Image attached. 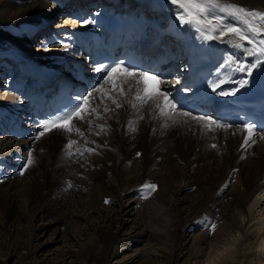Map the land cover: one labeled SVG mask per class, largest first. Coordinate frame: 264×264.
<instances>
[{
	"label": "bare ground",
	"instance_id": "6f19581e",
	"mask_svg": "<svg viewBox=\"0 0 264 264\" xmlns=\"http://www.w3.org/2000/svg\"><path fill=\"white\" fill-rule=\"evenodd\" d=\"M85 1L86 0L83 2ZM140 1L143 3L144 11L145 2L147 3L146 11L149 12L148 21L146 23L147 27L151 26V20L158 19V21L164 20L163 22H165V24H178L175 23L176 17L174 6L169 3V0ZM241 2L257 10L264 9V0H241ZM93 3H89L88 7L89 9L93 8L90 10L94 11L96 19L107 17L109 13L105 8V4L101 5L99 8H95ZM128 3L131 2L129 1ZM66 4L67 0H0V36L12 40L13 43L15 41V45L19 44L21 47H23L24 44L27 45L25 48L29 51L30 55L34 54L36 56L39 54H45L48 49L41 48V45H39V39L36 38V41H34L33 36L41 32V28L46 27L47 24H52L55 16H57V14L60 15V13L63 12V8ZM85 4L87 5V3ZM169 4L171 7H169ZM72 8L78 7L72 6ZM84 8L85 7L82 9ZM158 12L161 15V18L155 19V14ZM72 17H77L76 11H73ZM141 18H145V16L141 15L140 19ZM2 23L9 25L11 27L10 31L4 29ZM70 27L72 26L66 23L59 26L57 33H60L61 35L57 37V39L64 40V37H67V35H65V30L67 29L68 31ZM182 27L188 29L186 26ZM176 31L179 30L176 29ZM162 32L160 26L154 25L146 34L157 33L161 35ZM186 34H188V31L185 32V35ZM186 37L189 41L193 39L187 35ZM33 44L37 45L34 46ZM56 45L57 44H53V46H51L53 49L51 51L53 53L58 49ZM226 46L230 52L235 50L229 45ZM246 46L248 45L246 44ZM34 47L37 49L35 50ZM231 54L238 57L242 55L239 50L231 52ZM2 58L3 64L0 66L1 78L5 75L4 73L7 70H5L8 66L7 64L11 62L12 59H17L19 57L15 56L14 58L12 54H9L5 50V47L0 44V60ZM219 66L220 65L218 64L215 68L218 69ZM16 70V77L18 76V79L13 81V78L10 77L8 83L11 90L13 89L14 91H17V89L23 85L19 88L22 92L23 87L27 85L26 81L29 79V76H25L27 73L25 68L20 67ZM17 81H23V83L16 88ZM222 87L224 89H230L236 87V85L225 84ZM28 89L29 88H27V90ZM4 95L0 93V102H4L7 98H11V94H8V97H5ZM18 99H27L30 102L29 96ZM11 102L12 103L10 104H13L14 109L17 108L19 111L24 110L23 107L28 104L27 101H21L22 104L15 103V101ZM201 102L202 101H198V103ZM200 106L203 109L200 111L193 110L194 115L206 114L211 115L213 119H216V117L213 116L211 109L208 111L205 110L204 107H207L206 103H202ZM111 107H114V105ZM9 115L6 116L5 112L1 113L0 120L6 122L10 118L9 122H12L13 115ZM108 115L110 116V119L107 121V124L111 126V130L108 131L106 135L101 134L100 136L89 137L90 141L94 140L96 141V144L106 145L105 147L96 149L98 154L84 153L83 156H79V161H76L77 158H65V150L63 151L64 147L48 150L45 144L40 142L43 145L41 147L43 148L42 151H38L40 150L39 146L41 145H34L37 150H33L34 147L31 149L33 150V155L35 157V164L30 167L28 173L34 172L33 176L35 180L40 178L47 180L48 178H51L49 182H53L54 185L49 186L44 190H40L38 187L32 185L25 189L24 197L26 198V201L17 215L26 223L28 232L33 233L31 245L21 248V250L18 248H12L9 252H3L1 249L0 264H44L36 257L37 253L42 250L43 247L52 243L63 244L68 237L73 236L71 234L72 219L78 218L79 214L70 217L71 220L70 218L67 219L64 216H61V214L60 216H55L54 223L47 224L41 230V233H46L47 229H52L48 238L41 244L38 243L36 245L34 242H40L42 236L34 234L35 230L33 223L41 214L43 210L42 207L44 208V201H46L45 199L48 197L47 195H51L53 192L60 194L62 193L60 192L61 189L65 188V183H60L57 179L63 180L72 174H74V176L76 174V177H78L75 178L76 180L74 183L78 184L79 180L82 181L83 179H86L90 184V212L91 215H97L100 219L98 232L102 235V238L99 236V240L102 241L101 244L103 245V248L97 250L94 249L93 246H88L87 253L81 251V254L79 255L76 254L73 256L72 254H69L70 256L68 257V260H72L71 264H74V261H78L80 264H87L89 260H92L94 264H104L105 258L103 257V254L106 253L108 255V250L114 242L111 241V227L113 226L114 218L117 220L116 226L122 227L126 224L125 220H123L120 215L121 209L125 207L121 203V197L131 194L135 195L137 199L129 200L128 203L130 205L127 208L129 210H131L133 206L138 208V211L132 215L139 216V222L136 224L137 227L133 228L135 230H133L131 235H124L117 239V242L128 252V257L126 259L124 258L125 260L123 262L117 264H152L151 260L154 259V257L157 258L156 262H159L160 264H174L178 263L177 261H179L180 257L186 253L188 254V257H192L193 254H195V249L198 248L200 244L198 238L194 245H192V250H187V248L182 247L178 252L174 253V255L172 254V249H174L173 246H177L181 238L180 227L183 223L181 219L182 213L187 214L188 217L191 218L193 215L196 217L198 216V218H195V221L198 223V227H200L201 230L203 228L200 224L202 219L208 218L210 221L215 220L218 224V228L215 232L217 235H215L216 237H214L213 240H209V244L213 247L212 250H214L213 244L217 242L222 235H226L227 232L229 233V231L233 229L240 228L242 223L240 219L243 220V217L247 218L246 225H252L254 223L252 226H254V228L257 227V230L254 233L255 236H251L257 238L254 243L255 245L254 247L248 246L247 250L252 249L253 251L255 250V252L264 255V209L262 206L259 208L260 203L264 201V179L262 178V171H264V140H261V143L257 146L256 154L254 152L253 156L250 155V157L253 158H249L247 162L240 166V171L236 176L230 177L231 173L227 171L229 163L231 162V160L230 162L228 161L230 159L228 158L230 156V145H241L243 142L242 137L239 136H242L243 132L238 131V128L232 127L225 131V134H223L224 131H222L223 133H220V131L214 133L218 147L215 151H211L210 144L207 148L206 140H192V138H190L191 136L187 139H175L169 134L170 131L167 128L161 129L160 120L150 119L147 112L145 113V119L138 123V131L135 133L130 132L128 130V122L130 119L133 120L135 126V114L127 104H125L123 108L116 109L115 114L109 113ZM4 118L6 120H4ZM192 122L196 124L194 121ZM35 127L36 126H33L32 130H21V128H18L14 131H9L5 126L3 128L1 127L0 134H5L3 137V139H5L1 141L2 145H0V153L2 154V157L4 158V155L9 154L4 153V151H11L19 143H21V145L18 156L22 155L23 151L24 156H27L31 144L33 145V137L38 132ZM154 127L156 128L155 133L153 132ZM6 133L9 134L7 135ZM231 133H235V136H232ZM53 141L56 140L54 139ZM88 147H95V145L89 144ZM207 150H209L210 153H218V158H215L216 160L209 159L208 161L206 157L209 156V151ZM137 153H140L139 157H137ZM245 154H247L245 150L240 152L239 158ZM197 155H199L198 158L202 157L207 161L203 160V162L200 163L197 160V157H195ZM255 155H257V157H255ZM76 157H78V155H76ZM24 159L25 157H22V162H24ZM1 160L0 162H2ZM216 161L218 164L223 165V170L220 172L218 171L220 175L214 168H212L217 175L212 174L213 170L212 173H210L209 170V173L206 172V175L204 174V176L202 174L204 171L201 173L200 170L204 169L206 171V168L210 169L213 166L216 168ZM97 162H99V164ZM182 164H187L185 170L193 168V172L195 171V182H193L195 185L200 187L201 179L204 180L202 182L207 180L208 182L206 181V183L209 185V188L204 190L200 187L196 192H193L194 194L197 193L199 195H194L193 193L190 195L187 193L188 185L187 187L183 186V188H175L174 183L181 176L180 174L182 171L180 172V170H182ZM152 165H156V168H153ZM32 168H34V170H32ZM219 176H222L223 178L229 177L228 180L230 185L228 189H225V191L221 193V197L216 198L215 206H212V209L206 212L209 203L207 201L205 202V195L201 192L207 191L209 194L207 200L211 197L210 194L214 196L215 192L219 193ZM200 177L202 178L200 179ZM0 181H2L0 182L1 188V185H3L2 183L4 182L3 176L0 178ZM84 182H80L79 185L85 187L86 184ZM145 182L157 183V191L148 199H142L139 192L140 186ZM19 190L20 188L18 184H10L7 188L5 196V200H8V207L6 209L7 218L16 214V208L20 205L21 200ZM193 196L194 198L197 196V198L194 199L192 198ZM189 198H192L191 200L193 201L189 200ZM105 200L109 201L108 205L104 202ZM59 204L60 202H56L54 205L57 206ZM101 204L104 205V207L100 208ZM110 206L113 207L110 208ZM257 210H259L258 215H256ZM79 212L82 213L81 211ZM132 212L133 210L131 213ZM101 215H104L105 217L102 216L103 218L101 219ZM89 225L93 228L92 223ZM62 227H65V231L62 230ZM8 237H10V235ZM151 242H154L155 244H152ZM236 244L237 243L230 244V248H226L227 250L225 249V246L224 249L217 248L216 251H211L212 253H209L210 255L205 261L208 262L212 257H215V264H235L238 256V251L235 249ZM162 247L169 249L171 254L168 255L165 253L162 250ZM82 249L84 250L85 247L82 246ZM185 249L187 251H185ZM14 259L16 260L13 262Z\"/></svg>",
	"mask_w": 264,
	"mask_h": 264
},
{
	"label": "snow or ice",
	"instance_id": "6c2138e0",
	"mask_svg": "<svg viewBox=\"0 0 264 264\" xmlns=\"http://www.w3.org/2000/svg\"><path fill=\"white\" fill-rule=\"evenodd\" d=\"M169 3L174 6L175 17L179 24L195 29L198 39L219 41L239 50L242 54L239 57L234 54L224 57L216 78L208 83L213 93L222 97L234 96L240 89L247 87L248 78L253 76L254 70L264 68V9L257 10L243 4L241 0H169ZM78 19L82 25L90 23L88 19L78 17H66L64 23L68 20L76 23ZM59 36L60 33H57L40 41L41 47L47 48L50 44L63 45V40L57 39ZM92 71L99 74L98 83L91 86V90L85 94L77 95L74 104L39 121V130L33 137L34 142L53 132H60L66 139L64 144L66 159L76 155L83 156L85 152L98 154L96 149L106 145L96 144L94 140L90 141L80 125L87 126L88 135H106L111 130V126L107 124V119L110 118L107 114H115L116 109L123 108L125 104L135 114V126L133 120L130 119L128 122V130L132 133L138 131V123L145 119L146 112L150 119L161 121V129L177 124L189 125L194 121L200 128L201 134L206 135L209 132L227 131L233 127L231 123L213 119L211 115H194L191 110H181L183 100L177 99L173 91L168 90L167 82L162 79L164 73L153 72L151 69L140 70L138 65L123 59L98 62ZM237 73L248 78L235 79ZM225 84L237 86L224 89L222 86ZM182 91L187 92L189 88L184 87ZM106 101H110L114 107H109ZM97 120L104 123H96ZM93 128L98 131L93 132ZM237 130L245 133L241 144V148L245 151L258 140H264V130H257L254 123L243 122ZM155 131L154 127L153 132ZM73 136L82 138L84 145H79L78 141L72 138ZM212 138L215 139V136ZM89 144L95 147H88ZM210 147L217 149L218 146L213 143ZM136 155L139 157L140 153ZM241 159L245 157L241 156ZM34 164L35 157L33 150L30 149L20 167L19 175H25ZM235 171L237 170L234 169L233 172ZM65 183V190L74 187L70 180ZM228 187L229 184L225 183L221 191ZM156 191L155 182H145L139 188L142 199H148ZM104 202L109 203L108 200ZM200 224L213 234L218 228L215 220L210 221L208 218L202 219ZM215 260L216 258L212 257L210 264H215Z\"/></svg>",
	"mask_w": 264,
	"mask_h": 264
},
{
	"label": "rangeland",
	"instance_id": "374dc122",
	"mask_svg": "<svg viewBox=\"0 0 264 264\" xmlns=\"http://www.w3.org/2000/svg\"><path fill=\"white\" fill-rule=\"evenodd\" d=\"M169 7H171L170 4H169ZM62 16H64V13L59 17L55 16V19L53 20L54 22L52 21L53 22L52 24L60 23V19L62 18ZM2 26L4 27V29H7L8 31H10L11 27L9 25L3 24ZM53 28H55V26H53ZM49 30H50V26H47L42 31H43V33L45 31L47 33H49ZM52 31H54V30L51 29V32ZM46 37H47V35H41L40 36V38H42V40L45 39ZM34 38L36 39V36ZM7 39L8 38H4V37L0 36V44H1V46H4L5 50L9 54H12V56L14 58H15V55H17L16 53L23 54V55L29 54V51L25 48V47H27V45L24 44L23 47H21V45H19V44L15 45L14 44V43H16L15 41L13 43L12 40L8 39L10 41L9 42ZM35 39H34V41H36ZM23 43H24V41H23ZM37 44H39V43H37ZM37 44H33V45L36 46ZM39 45H41V44H39ZM50 46H49V48H50ZM34 48H36V47H34ZM36 58L40 59L39 56H36ZM2 61H3V58L0 60V66H1V64H3ZM19 64L21 65L22 62H20ZM19 64H17V66ZM7 65L10 67L8 69L6 68L7 72L5 73V77H4L3 81H6L8 79L5 82V84H6V86L9 87L10 85L8 82L10 80V77H9L10 72H12L13 78L16 77V74L14 76L15 63L9 62ZM1 79L2 78L0 77V80ZM3 81H1V84H0L1 85L0 86V92L2 93V95H4L5 94L4 91H6V88H4L5 84L2 85ZM9 89L11 90V87ZM8 94H11V93H7L5 95V97H8ZM11 95H10V97L13 96V95L12 96ZM19 104H22V102H20ZM12 108H14V107H12ZM16 109H15V111H16ZM5 110L8 112H11V114L13 115V113H12L13 110L8 108V106L5 107ZM18 112H19V109H18ZM18 112L16 114H18ZM0 114H1V112H0ZM11 114L9 116H11ZM147 115H148V113H147ZM19 116L21 117V115H19ZM20 117L17 118V120H16L17 122H21ZM6 125L7 124H5V121L0 120V129H1V127L3 128L4 126L6 128L7 127ZM8 128L13 129L14 124L13 125L9 124ZM190 128H191V130H190ZM16 129H18V128H16ZM167 129L170 131L169 134H171L175 139H181V138L187 139L188 137L191 136L190 138H192V140H206L207 141L206 142L207 148H208L209 144L210 145L213 143L216 144V140H215L216 137H215V139L212 138L213 136H215L214 133L209 132L206 135H202L200 128L196 124H194L193 122H190L189 125L177 124L176 126H172V127L167 128ZM96 130L98 131V129H96ZM10 131H12V130H10ZM92 131L94 132L93 129H92ZM220 133H223V132L220 131ZM223 134H225V131ZM244 134L245 133H243L242 136L241 135H239V136L242 137V139H243ZM87 135H88V133H87ZM231 135L235 136L233 133H231ZM4 136L5 135H0V145H2L1 141L5 139V138L3 139ZM89 137H91V135H89ZM77 138H79V137H77ZM54 139L57 140L59 143V141H64V135L62 133H59V132L57 134L52 133V135L50 134L48 136H45L39 142H42L43 144H45V146H46V148H48V150L64 147V145H58L57 146V141H53ZM81 140H82V138L80 139V141ZM42 143H38L41 145V146H39L40 150H38V151H42V149H43V148H41L43 146ZM259 143H261V140H258L255 144L252 145L251 148H248V150L246 151L247 154L244 155L245 159L239 158L240 152L244 151L241 148L240 144H237V145L231 144L230 145V156L228 157L230 159L228 161L230 162V160H231V162L229 163L228 170H227L228 172L231 173L230 177L236 176L237 173H239V171H240V166H242L245 162H247L249 160V158H253V157H250V155L253 156L254 152L256 154V148L259 145ZM20 144L21 143H19L18 146H20ZM16 148H15V150L12 149V151H19L18 150L19 148H17V149ZM33 150H37V148L34 146ZM215 150L216 149L211 148V151H215ZM12 151H9V152L4 151V153H9L8 155H4L5 156L4 158L2 157V154L0 153V155H1L0 160L2 158V160H1L2 163H5L6 160H7L6 163H8V164L5 163V164L1 165L2 168H5V169H3V174L5 176L0 175V178L2 176L4 177V182L2 183L4 186L1 185L2 187L0 188V251L2 249L3 252H9V250L12 248H18L19 250H21V248H25L26 246L31 245V239H32L33 233L28 232V230L26 228V223L22 219H20V217H18V215H17V213L19 211H21L23 204L26 201V198L24 197L25 189L28 186L32 185V186L38 187L40 190H44L47 187L54 185L53 182H49V180L51 178H48L47 180H44V178L43 179L40 178L38 180L37 179L35 180V178L33 176L34 172L28 173V171H27L25 173V175H23V176L19 175L20 167H16V165H19V166L21 165L20 158H18L21 156L17 155L18 157H16V155H14V152H12ZM63 151H64V149H63ZM207 151H209V150H207ZM217 154L218 153H215V152L210 153V151H209V156H207L206 159L208 161H209V159H215V158L217 159L219 156V155L217 156ZM198 156L199 155H197L195 157H197V160L200 163L203 162V160H206V159H203L202 157L198 158ZM10 157L13 159V162L12 161L8 162L11 160ZM80 157L78 155V157L75 156V157H72L70 159L77 158L76 161H79L78 158L80 159ZM255 157H257V155H255ZM200 159H202V160H200ZM97 163L99 164V162H97ZM240 163H242V164H240ZM186 165L187 164H185V165L182 164V167H181L182 170H180V172L182 171L183 173L182 172H181V174L179 173L181 176L179 177V179H177L175 181V183H174L175 188H178V187L183 188V186L187 187V185H188V187H187L188 192L187 193H189L190 195L193 192H196V190L200 187L203 188L204 190L209 188V185H207V183H206L207 180L205 182H202V181H204L201 179L202 177H200L201 186L199 187L198 185H195L193 183V182H195V179H194L195 178V171L193 172V168L185 170ZM216 165H217L216 166L217 169L213 166L210 169L206 168V171L204 169H201L200 171H201V173H202V171H204V173H202V174L206 175V172L209 173V170H210V173H212V170H213L212 168H214L217 172L218 171L220 172L221 170H223L222 164H218V162H217ZM152 167L156 168V165H152ZM234 169H236L237 171L233 172ZM32 170H34V168H32ZM215 170H213L212 174H215ZM12 172H14V173H12ZM219 172H218V174H219ZM215 175H217V174H215ZM7 176H9V178ZM75 178H78V177H76V174H75V176H74V174H72L63 180L57 179L60 181V183L61 182L65 183L66 181L70 180L74 184V187H71V188H68L67 190H65V188H66V183H65V188L61 189V191L59 190L62 193L57 194V193L53 192V193H51V195L50 194L47 195L48 197H46V199H45L46 201H44V204H43L44 208L42 207L43 214L41 212L39 217L33 222L34 223V230H35L34 234L42 236L40 242H36V241L34 242L36 245L38 243L41 244L42 242H44L48 238L49 233L51 232L52 229H47L46 233H41V230L47 224H49V223L53 224L55 216H60V214H61V216H64L65 218L68 219L70 217H73V215L79 214L78 218L72 219L73 223L71 226V234L73 236L68 237L66 242L63 244H60V243L49 244V245L43 247V249L37 253L36 257L39 259L40 262H42L44 264H57V263L58 264H71L72 260H68V257L70 256L69 254H72L73 256L76 254L79 255V254H81V251H84L85 253H87L86 251L88 249V246H93V248L97 249V250H100L103 248V245L101 244L102 241L99 240V236L102 238V235H100L98 232V226H99L100 219L97 215H91V212H90V199H91L89 197V194L91 193L90 192V184L87 182L86 179L85 180L83 179L85 182L83 180L82 181L79 180L78 184L74 183V181L76 180ZM262 178L264 179V171H262ZM228 179H229V177L223 178L222 176H219V180H220V186H219L220 192L219 193L220 194L218 192H215L214 196L210 194L211 197L208 198V200H207V196L209 194L207 193V191L201 192V193H204V195H205L204 196V198H206L205 202L207 201L209 203L208 204L209 208L207 206L206 212L210 211L212 209V206H215L216 198L221 197V193H223L225 191V189L223 191H221L223 185L225 183H228L230 185ZM80 182H82V183L84 182L86 184V185L84 184L86 188L83 186L81 187L79 185ZM51 183H53V184H51ZM10 184H13V185L18 184V186L20 188L19 195H20L21 202H20V205L17 206V208H16V214L11 215L9 218H7L6 217V209L8 207V200L7 201L5 200V196L7 193V188L9 187ZM194 195H199V194L195 193ZM192 198H194V196ZM196 198H197V196H195L194 199H196ZM136 199H137V197L135 195H132V194L121 197V203L125 207L121 209L120 215H121L122 219L125 220L126 224L122 227L116 226L117 220L114 218L113 226L111 227V235H112L111 241H114V242H113V245H111V247L108 250V255L106 253L102 252V253H104L103 257L105 258L104 264H117V263L123 262L128 257L127 250L125 248H123L122 245H120L117 242V239L121 238L124 235H127V236L131 235L133 230H135L133 228L137 227L136 224L139 222V216L132 215V214L137 212L138 208L136 206H133L131 210H129L127 208L130 205L128 203V201L129 200H136ZM191 199L189 198V200H191ZM191 201H193V200H191ZM56 202H60V204L55 206L54 204ZM80 202L81 203L83 202V203L81 204ZM102 204H101L100 208L104 207V205H102ZM106 205H108V203ZM261 206L264 209V201H262L260 203L259 208H261ZM112 207L110 206V208H112ZM49 208H50V210H49ZM132 210H133V212L131 213ZM259 210H257V212H256L257 214L255 213L256 215H258ZM79 211H81L82 213H80ZM83 212H85V213H83ZM102 216L105 217L104 215H101V217H100L101 219L103 218ZM195 218H198V216L196 217L193 215L191 218V217H188L187 214L182 213L181 219H182L183 223H182V226L180 227L181 238L179 240V244L177 246H173L174 249H172V251H173L172 254L174 255V253L178 252L180 250V248H182V247L187 248V250L188 249L192 250L191 247H192V245H194L197 238L200 240L199 247L195 249V251H194L195 254H193L192 257H190V256L188 257L187 256L188 254L186 253L182 257H180L179 261H177L178 263H174V264H185V262H186V264H206L207 262L205 260L212 253L211 251H216L217 248H221V249L223 248L224 249L225 246H226L225 249L226 248L228 249V248H230L229 247L230 244H235V243H237L235 246V249L238 251L237 252L238 256L236 258L237 260L235 261V264H264V255L263 254L255 252V250L253 251L252 249L247 250L248 246L254 247V245H255L254 243L257 240L256 237H255L256 239L253 238L255 236L254 233L256 232L257 227L254 228V226H252L254 223L252 225L251 224L246 225L247 224V222H246L247 218L243 217V220L240 219L242 221L240 228H238V229L232 228L233 230L229 231V233L227 232L226 235L225 234L222 235L221 238L218 240L219 242L217 241L213 244L214 250H212L213 247L211 246V244H209V240H213L214 237H216L215 235H217V234H215V233L213 234L211 232H208L204 228H202V230H201L200 227H198V223H196ZM70 220H71V218H70ZM91 223H92L93 228H91V226L89 225ZM62 228H63L62 230L65 231V227H62ZM9 235H10V237H8ZM251 236H253V237H251ZM76 240H78V241H76ZM91 241H92V243H91ZM151 243L155 244L154 242H151ZM82 246L85 247L84 250L82 249ZM162 250L165 253H167L168 255L171 254L170 250L167 248L162 247ZM187 250L185 249V251H187ZM15 260L16 259H14L13 262ZM156 260H157V258L154 257V259L151 260V263L152 264H160L159 262H156ZM74 264H80V263L78 261H74ZM87 264H94V262L92 260H89ZM162 264H164V263H162Z\"/></svg>",
	"mask_w": 264,
	"mask_h": 264
},
{
	"label": "clouds",
	"instance_id": "9594fccd",
	"mask_svg": "<svg viewBox=\"0 0 264 264\" xmlns=\"http://www.w3.org/2000/svg\"><path fill=\"white\" fill-rule=\"evenodd\" d=\"M207 264H210V260L207 262Z\"/></svg>",
	"mask_w": 264,
	"mask_h": 264
}]
</instances>
